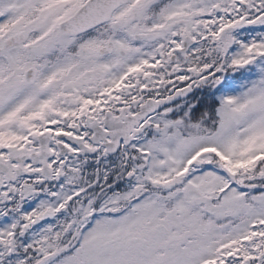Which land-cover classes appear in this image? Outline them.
Returning <instances> with one entry per match:
<instances>
[{
    "label": "snow or ice",
    "instance_id": "obj_1",
    "mask_svg": "<svg viewBox=\"0 0 264 264\" xmlns=\"http://www.w3.org/2000/svg\"><path fill=\"white\" fill-rule=\"evenodd\" d=\"M0 264H264V0H0Z\"/></svg>",
    "mask_w": 264,
    "mask_h": 264
}]
</instances>
